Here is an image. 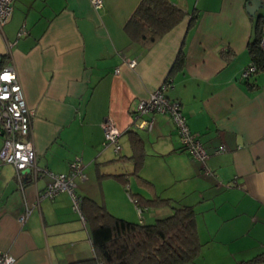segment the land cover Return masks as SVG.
<instances>
[{
	"label": "crops",
	"instance_id": "crops-1",
	"mask_svg": "<svg viewBox=\"0 0 264 264\" xmlns=\"http://www.w3.org/2000/svg\"><path fill=\"white\" fill-rule=\"evenodd\" d=\"M170 1L183 19L146 48L125 31L139 0H103L99 8L91 0H13L0 54L10 52L32 112L38 166L67 173L79 156L85 178H74L76 192L128 220L139 219L127 185L143 201L168 200L145 207V222L190 205L201 248L186 264H243L264 255V70L241 76L249 43L264 35V7L250 15L247 0ZM180 49L183 65L172 69ZM165 78L166 96L181 102L207 151L203 161L181 146L169 115L141 114L138 120L153 117L151 127L134 123L137 102ZM107 116L121 130L118 153L102 143ZM130 130L143 157L138 176L123 185L111 174L134 169ZM48 180L21 184L13 165L0 163V251L13 264H73L94 255L66 192L35 202ZM26 204L33 206L19 223Z\"/></svg>",
	"mask_w": 264,
	"mask_h": 264
},
{
	"label": "trees",
	"instance_id": "trees-1",
	"mask_svg": "<svg viewBox=\"0 0 264 264\" xmlns=\"http://www.w3.org/2000/svg\"><path fill=\"white\" fill-rule=\"evenodd\" d=\"M183 17V10L170 0H139L125 24V31L132 42L148 48L178 24ZM192 20L193 17L190 21ZM261 36L259 33L248 46L251 62L255 65V70L249 75L264 70V49L259 44ZM9 44L11 45L7 42L8 46ZM183 58L184 51L180 49L172 69L181 67ZM7 63H12L8 51L0 54V67ZM249 75L243 78H249ZM128 132L131 133L132 156L130 157L133 160L134 169L129 174H111L123 185L128 182L129 175L138 176V168L143 157L140 136L133 130ZM29 133L31 135V132ZM126 191L136 206V212L137 208L142 209L140 213L137 212L139 220L132 221L116 216L93 198L79 195L75 189L80 197L81 213L90 232L94 255L77 260L73 264H186L192 262L201 248L193 207L184 204L174 206L171 214L156 218L152 222H145L142 215L143 208L163 204L168 200L143 201L137 194L129 192V189ZM261 260H264V255L259 254L243 264Z\"/></svg>",
	"mask_w": 264,
	"mask_h": 264
},
{
	"label": "built area",
	"instance_id": "built-area-1",
	"mask_svg": "<svg viewBox=\"0 0 264 264\" xmlns=\"http://www.w3.org/2000/svg\"><path fill=\"white\" fill-rule=\"evenodd\" d=\"M13 0H0V28L8 20L12 11ZM95 8L103 5V0H91ZM260 47L264 49V35L260 39ZM10 46V44H9ZM127 64L134 66L136 60L128 59ZM255 70V65L250 62L241 73L242 77H247ZM171 86V80L165 78L160 85L150 92L148 97L140 99L135 107L133 119L137 127H151L153 117L150 119H140L141 114L147 113L154 115L156 113L167 114L171 117L176 132L178 134L181 146L187 150L192 157L203 161L208 157L200 139L193 133L187 123L183 113L181 102L177 99H170L165 91ZM32 112L28 107L22 84L19 80L17 70L12 63H7L0 67V136L2 145L0 147V163L12 164L18 181L23 184L26 180L36 182L38 177L45 175L49 178L42 191L37 192L35 202L38 203L42 197L52 198L60 192H66L70 199L72 208L78 212L80 218L84 217L80 208V197L75 192V177L85 178L83 171V162L79 156H76L69 163L67 173H55L47 168L37 165L36 151L33 137L30 133ZM103 129V145L112 146L115 152L121 151L119 137L121 130L117 127L114 120L107 116L101 122ZM223 146L215 151H223ZM127 189L128 185L126 186ZM31 205H25L23 211L18 215L19 223H23L31 211ZM137 208V212H141ZM15 257L5 251H0V264H13ZM103 264V263H101Z\"/></svg>",
	"mask_w": 264,
	"mask_h": 264
},
{
	"label": "water",
	"instance_id": "water-1",
	"mask_svg": "<svg viewBox=\"0 0 264 264\" xmlns=\"http://www.w3.org/2000/svg\"><path fill=\"white\" fill-rule=\"evenodd\" d=\"M246 10L250 15H254L259 7H264V0H247Z\"/></svg>",
	"mask_w": 264,
	"mask_h": 264
},
{
	"label": "rangeland",
	"instance_id": "rangeland-1",
	"mask_svg": "<svg viewBox=\"0 0 264 264\" xmlns=\"http://www.w3.org/2000/svg\"><path fill=\"white\" fill-rule=\"evenodd\" d=\"M3 46H4V43H3V40H2V38H1V35H0V50L3 48ZM134 203V202H133ZM135 208V207H134ZM143 210H144V208H143ZM138 215V214H137ZM142 215H143V213H142Z\"/></svg>",
	"mask_w": 264,
	"mask_h": 264
}]
</instances>
